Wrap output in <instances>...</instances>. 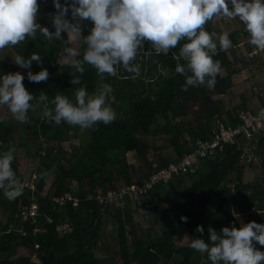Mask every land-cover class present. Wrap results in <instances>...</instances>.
<instances>
[{
	"label": "trees",
	"instance_id": "1",
	"mask_svg": "<svg viewBox=\"0 0 264 264\" xmlns=\"http://www.w3.org/2000/svg\"><path fill=\"white\" fill-rule=\"evenodd\" d=\"M38 3L37 21L54 28L45 20L46 13L57 10L54 0ZM68 16L72 19L71 9ZM214 18L204 27L217 33ZM91 23L82 21L81 59ZM229 34L230 47L221 48L217 40L214 58L220 61L221 70L213 88L206 84L183 87L186 76L176 71L177 64L187 63L180 55L183 41L165 54L151 50V41L145 40L132 61L139 65V74L121 63L116 75L104 73L103 79L86 61L83 73L72 65L73 57L60 62L63 49L70 47L66 35L52 39L38 29L35 39L28 37L5 47L26 57L39 52L41 61L33 60L31 70L46 67L49 76L32 81L27 78L28 69L1 61L4 68L24 73L23 83L37 97L28 110L29 119L21 121L25 134L20 144L25 156L14 151L12 161L18 179L35 171L37 179L34 189L25 187L14 199L0 190V209L7 216L5 221L0 219V264H212L207 253L189 246L190 238L208 239L209 226L220 231L233 223L239 227L241 220L264 223V128L251 137L242 133L226 143L223 151L200 158L193 171L156 181L134 196L125 194L118 199L123 204L101 198L123 187L145 185L154 172L193 151L198 138H211L218 121L237 126L243 121L241 111L255 113L264 106V85L248 96L241 94L240 102L230 108L221 96L232 90L238 73L246 69L255 76L264 73V49L251 54L256 46L249 42L245 25ZM60 69L61 76L51 77ZM73 75L81 76L79 83H71ZM104 83L111 84L114 100L122 105L115 110L113 121H98L86 128L49 121L43 115L46 107L54 108L57 93L75 100L82 85L96 93ZM41 91L47 93V101L38 99ZM11 125L6 117L0 120V153L13 149L8 133ZM71 133L78 142H72L68 150L63 142L70 140ZM161 137L167 138L169 147L159 143ZM150 151L156 160L149 156ZM129 152L136 154L139 164L129 161ZM31 159L37 165L35 171L28 166ZM247 167L257 172L250 181L245 180ZM67 191L80 199L78 205L54 200ZM140 201L154 216V225L146 227L144 221L135 220L131 204L138 207ZM33 202L38 204L34 216L29 211ZM182 214L188 216L187 221L181 219ZM198 224L203 225V233L197 231ZM254 244L264 250V244Z\"/></svg>",
	"mask_w": 264,
	"mask_h": 264
},
{
	"label": "clouds",
	"instance_id": "2",
	"mask_svg": "<svg viewBox=\"0 0 264 264\" xmlns=\"http://www.w3.org/2000/svg\"><path fill=\"white\" fill-rule=\"evenodd\" d=\"M58 11L53 16L54 31L37 21L38 0H0V49L16 45L28 37L35 39L39 29L49 38H62L67 32L75 41L82 36V21L90 20V31L84 35L87 47L82 59L77 47H65L66 56L73 57L72 65L84 72V62L95 66L101 74L116 75L117 65L139 74L140 67L132 63L145 40L151 41V50L157 53L169 52L180 44V55L186 64H177L176 71L186 76L183 87L206 84L213 88L221 64L214 58L217 40L221 48L232 44L228 30L210 32L204 26L217 16L239 18L249 33V42L258 49H264V0H71L61 3L54 0ZM231 5V6H230ZM71 9L69 19L68 12ZM15 62L28 69L27 78L39 82L46 80V67L32 71L33 60L40 62L41 54L33 51L29 56L16 54ZM81 76L73 75L71 83H79ZM21 71L0 72V106H7L17 121L29 119L28 110L34 107L35 94L23 83ZM112 86L104 83L101 90L89 93L86 86L76 90L75 100L57 93L53 99L54 108L46 107L43 115L56 123L91 128L98 121L109 123L116 118V111L107 102ZM47 101L46 92L38 98ZM4 119L0 115V120ZM14 149L0 153V190L9 199L19 196L25 187L12 166ZM238 215V214H237ZM187 221L188 216L181 215ZM197 231L203 233L202 224ZM208 239L202 236L190 238L189 246L207 253L212 264H264V250L257 248L254 241L264 244V223L256 220L240 226L224 225L220 231L209 226Z\"/></svg>",
	"mask_w": 264,
	"mask_h": 264
},
{
	"label": "rangeland",
	"instance_id": "3",
	"mask_svg": "<svg viewBox=\"0 0 264 264\" xmlns=\"http://www.w3.org/2000/svg\"><path fill=\"white\" fill-rule=\"evenodd\" d=\"M50 1L51 0H45V3H49ZM57 11H58V9L45 14V20L47 21L48 24H53V16ZM213 22H214V26L217 27V29H218V31H217L218 35L221 34L225 30H228L230 32L231 30L236 29V28L240 29L242 24H243V22L240 21L239 18H231V17H227V16L215 17ZM50 30L54 31L55 29L51 28ZM64 35L67 36L68 41L70 42V47H77V48L79 47L80 42H81V36L79 37L78 40L73 41L66 31L62 33V36H64ZM52 39H55V38H52ZM241 49L243 51L245 48L241 45ZM15 55H16V53L11 51L8 48L0 49V67H2V72H10V70H8L7 68H4L3 65L1 64V61L7 60L10 63H16L15 59H14ZM69 60H71L70 56H66L65 54H62L60 56V62H69ZM11 71H16V69L15 70L13 69ZM61 74H62L61 69L57 70V71H53L51 73V77L54 78L56 76H61ZM262 85H264V73L258 72L257 76H255V75L251 74L246 69V70L242 71L241 73H238L237 75L234 76V86H233L232 90L229 91L228 93H225L224 95H221V96L227 102L226 106L230 108L231 106L237 105L240 102L241 94L248 96V95L252 94L254 91L258 92L261 90ZM114 99L115 98L113 96V93L111 92L107 97V102L110 103L115 110L120 109L119 107L122 108V105H120V103H118V101H116ZM256 102H258L257 99H256ZM0 114L3 115L4 117L10 119L13 123V125H11V127H12L11 131L12 132H8L11 136V139H12V145H13L12 148L19 155L25 156V149L20 144V139L25 134L24 129L22 128L21 121H17L15 119L14 115L10 112V110H8L7 106H0ZM72 134H74V133H71L70 140H66L63 142L64 148H66L68 150H70L72 142H74V143L78 142L77 137L75 135H72ZM159 143L161 145L164 144L165 148L169 147L167 145L169 142H168L166 137L159 138ZM149 156L152 157L154 160H156V156H154V154L151 151H150ZM172 156L175 157V154H172ZM128 159L131 163L133 162L134 164H139V160H138L136 154L133 152L128 153ZM28 166L30 168H34L33 170L35 171L36 167H37L35 160L31 159L28 162ZM35 173H36V171H35ZM255 176H257V172L255 170L253 171L247 167L246 171H245V180L250 181ZM32 179H34V180L37 179V173H36V175L32 176ZM123 203L124 202H121V203L119 201L117 202L118 205L123 204ZM131 209L133 210L132 212H133V215H134L136 221H139V220L144 221L146 227L154 225L153 224L154 216L147 212V206H146L145 202L140 201L138 207H135V204L132 203ZM33 210L36 211L35 208ZM243 217L244 216L239 215L240 219ZM0 219H3L4 221L7 220L6 212L2 209H0ZM255 246H256V244H255ZM100 254L103 255L102 253H100Z\"/></svg>",
	"mask_w": 264,
	"mask_h": 264
},
{
	"label": "built area",
	"instance_id": "4",
	"mask_svg": "<svg viewBox=\"0 0 264 264\" xmlns=\"http://www.w3.org/2000/svg\"><path fill=\"white\" fill-rule=\"evenodd\" d=\"M262 50L263 49H258L255 47L251 54L259 53ZM240 117L243 121H241L237 126H231L223 121H218L217 125L213 129V136L211 138H198L195 141V149L193 151L186 153L178 161H172L166 167L154 172L150 178V181H148L145 185H130L123 187L117 191H110L106 196H104V198H101L106 201H113L118 200L125 194L134 196L139 192V189L142 187L148 188V186H151L156 181L169 179L174 175L185 173L189 169L193 171L197 167V162L200 158L214 156L218 151H223L226 143L234 142L236 137L242 133H245L248 137H251L258 129L264 128V106L255 113L250 111H241ZM44 149L41 151L42 154H45ZM33 175H36V173L34 172L30 177L26 176L24 179H22L25 187L34 189L35 180L32 179ZM54 200L63 205L69 201H71L73 205H78L80 201V199L70 191H67L60 196H55ZM34 208L36 211L33 210ZM29 211L33 216L37 214L38 204L33 202L29 208Z\"/></svg>",
	"mask_w": 264,
	"mask_h": 264
}]
</instances>
